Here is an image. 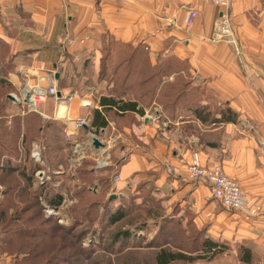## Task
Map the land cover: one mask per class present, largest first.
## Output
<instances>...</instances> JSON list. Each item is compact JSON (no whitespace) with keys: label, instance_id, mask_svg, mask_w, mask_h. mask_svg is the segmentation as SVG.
Returning a JSON list of instances; mask_svg holds the SVG:
<instances>
[{"label":"crops","instance_id":"0c3cea01","mask_svg":"<svg viewBox=\"0 0 264 264\" xmlns=\"http://www.w3.org/2000/svg\"><path fill=\"white\" fill-rule=\"evenodd\" d=\"M191 11L197 15L188 25ZM231 13L241 56L226 42L214 40L217 8L205 0H0V62L4 65L0 66L14 79L23 67L53 66L61 88L81 94L93 88L99 105L102 98L115 95L113 84L100 79V49L106 35L123 45H143L153 67L173 66L169 81L176 77L177 82L189 83L173 128L159 133L139 119V124L130 125L125 117L113 119L123 133L122 147L131 149L119 168L118 191L139 186L155 191L166 212L160 219L181 224L185 239L194 240L193 232H200L221 245L223 256L237 259L223 264H264V0H232ZM86 35L85 43L69 45L71 38ZM52 104L47 107L49 114ZM200 104L211 112L206 123L187 107ZM224 104L239 115V123L210 124ZM88 113L77 100L73 102L71 118ZM25 120L19 123L21 128ZM38 137L48 140L50 129ZM2 146L0 152H5ZM123 151H115L116 157L121 158ZM194 152L200 153L204 165H221L239 183L246 199L261 206L262 216L250 221L225 210L206 184L191 180L188 166ZM8 175L20 178L23 187L16 186L17 191L27 186L23 176L0 168V213L10 198ZM244 254L249 261H242Z\"/></svg>","mask_w":264,"mask_h":264},{"label":"rangeland","instance_id":"374dc122","mask_svg":"<svg viewBox=\"0 0 264 264\" xmlns=\"http://www.w3.org/2000/svg\"><path fill=\"white\" fill-rule=\"evenodd\" d=\"M0 65L3 63L0 62ZM4 68L0 66V150L5 145L6 151L0 152V164H3L0 168H4L8 174L17 172L28 186L23 191H17L16 186L21 187L20 178L17 175L6 177L7 190H16L13 195L19 196L18 200L7 201L5 206H13L7 212L9 215L20 213L23 216L15 219V216L10 218L8 215L3 223L0 220V264H158L157 257L164 252L172 255L182 253L190 258L204 257L188 262L178 259L171 264H223L237 260L223 255L213 259L208 254L200 253L201 242L198 244L190 237L185 239L180 224L168 225L160 219L166 212L161 209L155 191L150 188H125V195H116L107 202L106 193L102 190L98 192L97 173L84 178L85 174L79 171L81 165L75 168L71 166L73 152L64 139L65 124L46 120L38 113L14 106L6 99V94L16 91L18 84L17 79L10 78ZM48 104L41 109L47 114ZM180 113L186 115L184 111ZM165 114L161 116V123L164 120L168 129L173 128L179 113ZM23 118L26 120L21 128L19 123L22 125ZM137 119L140 124L143 123L141 117ZM33 120L45 125L50 122L48 140L42 137L32 139L37 132V124H30ZM127 121L128 125L139 124L135 118L128 117ZM39 147L43 149L42 162L36 163L32 154ZM65 148L68 149L67 153H62ZM122 149L127 147L120 148L119 145L113 148L112 158L115 159V151ZM85 160L93 162L91 158ZM30 161L40 167L38 170L44 171L43 179L36 175L38 170L28 173L30 181L25 178V172H20V168L26 167ZM82 177L85 181H82ZM95 185L97 191L91 190ZM37 186H46L40 192L42 197L39 200L35 196L37 191L29 190ZM57 195H61L63 201L59 208H53L49 199ZM118 209H122L124 217L112 224L110 218ZM50 211L53 213L50 214ZM127 231L132 234L131 241L117 239L118 234Z\"/></svg>","mask_w":264,"mask_h":264},{"label":"built area","instance_id":"2783aa9c","mask_svg":"<svg viewBox=\"0 0 264 264\" xmlns=\"http://www.w3.org/2000/svg\"><path fill=\"white\" fill-rule=\"evenodd\" d=\"M217 8V15L214 21L213 38L216 41L226 42L232 47L234 52L241 56L242 47L237 37V33L232 24L231 6L232 0H205ZM196 12L191 11L188 16V25L192 24L196 17ZM89 40L88 35L83 39L71 38L68 43L74 46L79 43H85ZM17 75V90L9 93V101L17 107L28 109L41 115L46 120H53L65 124L64 139L72 149L73 157L71 166L75 168L81 165L87 158L93 160V169L96 172H106L113 166L111 152L113 148L120 145L123 141L122 134L117 132L115 122L110 121L107 128L96 129L90 123V116L93 110H102V106L95 101L96 91L88 88L86 94L77 91H66L61 88L58 79V72L53 66L45 63L23 67ZM75 100L79 101V106L88 110L87 117L71 118V108ZM52 102L53 111L47 114L43 109L48 102ZM161 116H164L159 107L153 111L145 109L142 122H148L156 127L158 131L168 130L166 121L161 123ZM95 141L99 142L100 147L95 146ZM264 154V143L262 144ZM131 149L127 148L122 152L121 160L129 156ZM42 147L36 149L32 158L36 163L42 162ZM190 179L206 184L212 197L220 203L227 211L242 215L246 220H254L262 216V208L257 203L246 199L239 183L230 178L221 165H204L199 152H194L188 166ZM168 169V173H172ZM41 179L45 175L44 171L38 170L36 173ZM122 182L119 168L112 176L111 196L123 193L118 191L117 185ZM43 183V182H42ZM96 190L97 185L91 188ZM97 191V190H96ZM53 211H50V214Z\"/></svg>","mask_w":264,"mask_h":264},{"label":"trees","instance_id":"16d2710c","mask_svg":"<svg viewBox=\"0 0 264 264\" xmlns=\"http://www.w3.org/2000/svg\"><path fill=\"white\" fill-rule=\"evenodd\" d=\"M101 52V71H100V79H107L111 84H113V88L111 89L112 95L111 97H104L100 100V105L102 106V111L94 110L91 118V125L96 129L107 128L109 122H115L117 132L120 133V128L117 122L113 119L117 117H131V119L143 116L145 109H151L159 107L161 111L165 114L168 112L172 114L178 109L179 103L184 100L186 95V88L189 83L186 81H178L175 77L173 81H169L168 77L169 74L172 72L173 66L159 68L153 67L150 64L148 53L145 50L143 45L138 47H133L131 45H123L120 42L116 41L114 38L106 35L103 40V45L100 49ZM61 86V85H60ZM6 94V99H7ZM8 100V99H7ZM154 106V107H152ZM188 108H191L194 116L202 121L203 123L208 122L209 117L211 116V112L209 108L205 107L204 105H199L197 107L187 105ZM111 113L115 114V118H111ZM219 115L218 118L216 116ZM135 116V117H134ZM138 116V117H137ZM99 119L102 121L99 123ZM239 115L232 110L228 104H224L221 107H218L215 111V116L210 119V124L214 123H226V124H237L239 123ZM37 124L35 128H37V132H35V136L32 138H37L38 135L42 132L47 130L50 126V122L45 125V123L38 122L37 120H33L30 124ZM60 125V124H59ZM50 129V128H48ZM62 130V129H61ZM64 131V127H63ZM121 134V133H120ZM42 135V134H41ZM123 135V133H122ZM120 148L122 147V142H120ZM115 155V153H114ZM127 159L121 160V158H117L115 155V159L113 158V166H111L106 172V175H99L101 173L96 172L93 169V162L91 160H85L81 164V171L86 176H92L97 173L99 176L97 178V184L99 187V191L102 190L106 193L107 202L111 201L109 194L111 192L112 187V176L116 171V166L120 168ZM25 164V163H24ZM40 167L33 162H28L26 167L20 168L21 173H26L25 178L30 181V172L37 171ZM77 169V170H78ZM5 170V169H4ZM82 177V181L84 179ZM28 186V185H27ZM92 186V185H91ZM21 186L20 188H22ZM18 188V186H17ZM16 188V189H17ZM26 187H24L25 189ZM29 188V187H28ZM46 189V186L39 187L37 186V190L35 196L39 200L42 195L40 192H43ZM51 189H49L50 191ZM16 190H8L7 195L10 196L9 200L15 199ZM39 194V196H38ZM50 192L48 193V195ZM99 194V193H98ZM48 197V196H47ZM46 197V198H47ZM63 197L61 195H57L53 197L51 200L49 199L50 206L53 208H59L62 204ZM7 205V204H6ZM10 206V207H9ZM9 207V208H8ZM4 207V211L0 213V220H3L2 223L8 217V209H12V205H8ZM10 218L15 216L18 219L21 218L23 215H9ZM124 217L122 209H118L114 212L110 218V222L115 224L122 220ZM164 223L171 224L175 223L179 225L178 222L164 220ZM181 225V224H180ZM185 233V231H184ZM196 238L194 239L195 242L200 243V249L198 251L203 252L205 255L212 256L214 259L219 255H222L223 249H221V245L218 243H214L213 241H209L204 237H201V233H195ZM117 239L124 238L125 241H131L132 234L127 231L118 234ZM202 239V240H201ZM189 240V239H188ZM198 243V244H199ZM204 257L199 256L196 258H190L185 254H177L172 255L166 252L162 253L157 257L158 264H171L173 261L176 260H183V261H195V260H202ZM242 261L247 262L249 258L246 254L243 255Z\"/></svg>","mask_w":264,"mask_h":264},{"label":"water","instance_id":"95a60500","mask_svg":"<svg viewBox=\"0 0 264 264\" xmlns=\"http://www.w3.org/2000/svg\"><path fill=\"white\" fill-rule=\"evenodd\" d=\"M57 77H58V76H57ZM95 146H96V147H100L99 142L95 141ZM114 198H115V196H111V199H114Z\"/></svg>","mask_w":264,"mask_h":264}]
</instances>
